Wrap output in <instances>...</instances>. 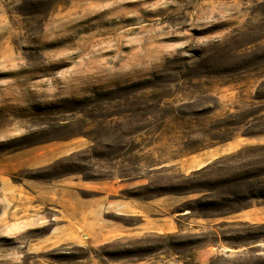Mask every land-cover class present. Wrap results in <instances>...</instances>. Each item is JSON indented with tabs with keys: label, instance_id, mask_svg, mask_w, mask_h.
<instances>
[{
	"label": "rangeland",
	"instance_id": "obj_1",
	"mask_svg": "<svg viewBox=\"0 0 264 264\" xmlns=\"http://www.w3.org/2000/svg\"><path fill=\"white\" fill-rule=\"evenodd\" d=\"M262 84L264 0H0V264H201L212 232L107 209L97 240L64 226L71 180L124 183L132 202L196 197L203 215L264 201ZM246 138L261 140L178 165ZM220 235L241 252L204 264H264V225Z\"/></svg>",
	"mask_w": 264,
	"mask_h": 264
},
{
	"label": "crops",
	"instance_id": "obj_2",
	"mask_svg": "<svg viewBox=\"0 0 264 264\" xmlns=\"http://www.w3.org/2000/svg\"><path fill=\"white\" fill-rule=\"evenodd\" d=\"M260 140V138H246L240 144L229 143L225 146L214 147L185 158L178 162V165L189 171H196L225 155L233 153L240 145H254L260 143ZM77 145H81V143L77 142ZM71 181L78 193L70 192L73 200L71 204V221L73 222L70 225L65 223L64 226L72 229L74 220H76L78 225H82L80 228H87L92 231L93 240L100 238L99 232H103L104 236L106 235L107 209L119 217H140L142 228L144 227V229L154 233L182 232L184 229L214 233V241L205 244V249L201 253V264H204V261H208V257L210 259L217 256H222L224 259L231 258L240 251L232 250L228 247L227 242L221 238L222 226L264 225V201L261 197L250 198L246 206L237 210L206 212L207 214L204 213L203 215V213L187 209L185 206L188 202L197 199L196 197L164 196L144 203L132 202L119 197L120 192L126 187L124 183L106 182V179L85 181L79 177ZM81 192L90 194L88 199L84 201L81 197L79 198ZM115 195H118L117 199L106 200L109 196ZM61 206L63 213L68 207L64 203H61ZM84 225L86 226L84 227Z\"/></svg>",
	"mask_w": 264,
	"mask_h": 264
},
{
	"label": "trees",
	"instance_id": "obj_3",
	"mask_svg": "<svg viewBox=\"0 0 264 264\" xmlns=\"http://www.w3.org/2000/svg\"><path fill=\"white\" fill-rule=\"evenodd\" d=\"M262 86H264V85L262 84ZM262 90H263V89H262ZM257 99H258V100H264V94L260 95V94H259V90H258V97H257Z\"/></svg>",
	"mask_w": 264,
	"mask_h": 264
}]
</instances>
